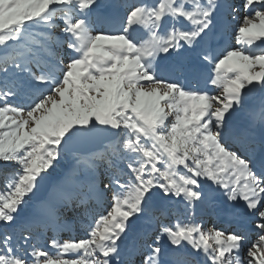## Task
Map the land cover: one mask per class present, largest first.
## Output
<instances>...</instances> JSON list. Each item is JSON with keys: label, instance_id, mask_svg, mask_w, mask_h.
<instances>
[{"label": "snow or ice", "instance_id": "obj_1", "mask_svg": "<svg viewBox=\"0 0 264 264\" xmlns=\"http://www.w3.org/2000/svg\"><path fill=\"white\" fill-rule=\"evenodd\" d=\"M0 168V264H264V0H0Z\"/></svg>", "mask_w": 264, "mask_h": 264}, {"label": "rangeland", "instance_id": "obj_2", "mask_svg": "<svg viewBox=\"0 0 264 264\" xmlns=\"http://www.w3.org/2000/svg\"><path fill=\"white\" fill-rule=\"evenodd\" d=\"M113 2L123 3V0H113ZM229 42L234 43V41L231 39ZM10 171H11L10 169L8 171H5L3 168H0V191H3V185L5 183V177L10 174ZM103 207L106 208L107 204H105ZM86 224H87V222H82L79 226H74L73 230L70 233L65 231L64 238H68L69 235L82 237L84 235Z\"/></svg>", "mask_w": 264, "mask_h": 264}]
</instances>
